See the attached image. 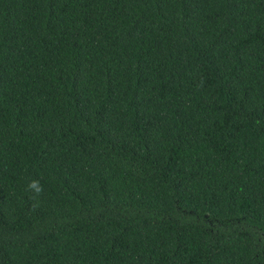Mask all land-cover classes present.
Listing matches in <instances>:
<instances>
[{"label":"trees","instance_id":"obj_1","mask_svg":"<svg viewBox=\"0 0 264 264\" xmlns=\"http://www.w3.org/2000/svg\"><path fill=\"white\" fill-rule=\"evenodd\" d=\"M0 264H264V0H0Z\"/></svg>","mask_w":264,"mask_h":264},{"label":"clouds","instance_id":"obj_2","mask_svg":"<svg viewBox=\"0 0 264 264\" xmlns=\"http://www.w3.org/2000/svg\"><path fill=\"white\" fill-rule=\"evenodd\" d=\"M27 189L34 192L37 196H39L43 192V186L40 185L39 181L37 180L30 181L27 185Z\"/></svg>","mask_w":264,"mask_h":264}]
</instances>
